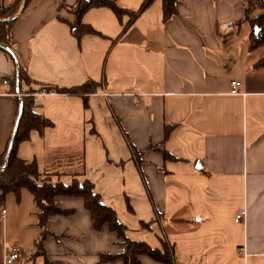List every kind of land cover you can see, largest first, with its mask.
Returning a JSON list of instances; mask_svg holds the SVG:
<instances>
[{"label": "crops", "instance_id": "obj_1", "mask_svg": "<svg viewBox=\"0 0 264 264\" xmlns=\"http://www.w3.org/2000/svg\"><path fill=\"white\" fill-rule=\"evenodd\" d=\"M18 1L0 0V8ZM77 1L30 0L12 25L15 59L0 49V172L22 98L40 88L17 90L18 64L45 86L88 85L91 93L32 94L51 126L20 142L18 158L35 163L41 180L90 181L127 236L153 249L168 245L172 264H264V47L250 49L248 0H177L167 21L156 0L128 27L130 16L92 9L83 21L96 34L81 40L71 28ZM118 1L135 12L145 0ZM234 81L242 95L231 94ZM55 203L74 213L48 220L49 260L125 264L100 263L126 246L107 226L94 230L83 199ZM32 209L16 264H45L36 254L42 228L33 197ZM6 245L3 255L14 248Z\"/></svg>", "mask_w": 264, "mask_h": 264}, {"label": "trees", "instance_id": "obj_2", "mask_svg": "<svg viewBox=\"0 0 264 264\" xmlns=\"http://www.w3.org/2000/svg\"><path fill=\"white\" fill-rule=\"evenodd\" d=\"M22 1L5 5L0 8V49L2 46L10 48L11 45V29L13 23L22 15L29 5L27 1L24 11L18 15L22 7ZM156 0H145L139 10L133 11L122 6L118 0H78L77 4L71 9L76 17V20L71 24L74 36L81 40L87 35H95L96 31L89 25L85 24L83 18L85 14L92 9L108 8L114 12L118 19L124 16H130L131 21L128 22V27L140 14L146 11ZM177 0H162L164 20L171 19L176 14ZM14 18V19H13ZM13 19L11 22L6 20ZM244 23H250L254 28L258 27L260 32L258 35H252V51L264 47V1L263 0H248ZM15 59L14 54L12 55ZM19 71L20 85L40 86L39 89H31L28 95L22 98L23 114L19 125L18 134L15 140L14 147L6 169L0 174V193L1 200H4L7 195L14 193L20 195L23 189H28L31 192L33 200L37 207L39 225L42 228L40 239L37 242L38 256L45 259V264H55L49 260L47 253L44 250L43 242L48 236L46 224L53 216H68L73 214V211L62 210L56 206L55 199L57 197L81 198L85 203L86 210L90 213L94 221V230L97 232L107 226L109 230L116 233L117 237L123 241L126 250L120 255L101 256L100 263H112L117 260H122L125 264H141L142 257H150L156 262L164 264L173 263V254L170 247L166 244L163 250L153 249L144 242L134 241L127 236V228L122 224L117 216V213L106 206L101 199V196L96 192L94 185L88 181L74 180L70 184L53 183L50 180H41L38 167L35 163H27L17 156V146L20 142L29 139L30 133L33 130L43 132L45 128L51 126V123L42 115L35 112V100L32 94L42 90L57 93L83 94L91 93L92 89L88 85L72 88L59 89L52 86H45L32 80L25 70L18 64L17 73L14 79V84L17 83V74ZM5 162V161H4ZM5 163L2 164V167ZM145 226V225H144Z\"/></svg>", "mask_w": 264, "mask_h": 264}, {"label": "rangeland", "instance_id": "obj_3", "mask_svg": "<svg viewBox=\"0 0 264 264\" xmlns=\"http://www.w3.org/2000/svg\"><path fill=\"white\" fill-rule=\"evenodd\" d=\"M31 198L28 189H23L19 196L10 193L4 200L0 198V264H4L5 256L2 254V246H5L6 242L7 249L17 244L25 245L28 233L32 232V229H29L32 228L30 224L32 221H29L34 220L36 215L33 214L35 210H30ZM3 209H5V217H3Z\"/></svg>", "mask_w": 264, "mask_h": 264}, {"label": "built area", "instance_id": "obj_4", "mask_svg": "<svg viewBox=\"0 0 264 264\" xmlns=\"http://www.w3.org/2000/svg\"><path fill=\"white\" fill-rule=\"evenodd\" d=\"M241 83L239 81L232 82V95L239 96L242 95L241 92ZM5 215V211L2 212ZM246 219V212L242 211L237 214L236 221L243 222ZM22 257V250L20 247H14L12 250L7 251L4 256V264H16L20 261Z\"/></svg>", "mask_w": 264, "mask_h": 264}, {"label": "water", "instance_id": "obj_5", "mask_svg": "<svg viewBox=\"0 0 264 264\" xmlns=\"http://www.w3.org/2000/svg\"><path fill=\"white\" fill-rule=\"evenodd\" d=\"M27 1L28 0H23L22 1V9H21V12L24 11V9L26 7ZM13 19H9V20H6V21L7 22H11ZM259 31H260V29L258 27H255V33L256 34H259ZM5 49H6V51H8L11 54H13V52L11 51V49H9L7 47ZM19 87H20V75H19V71H18V74H17V90H19ZM22 114H23V103L21 102V104H20V110H19V115H18V118H17V122H16V125H15V128H14L13 135H12V138H11V141H10V144H9L8 152H7V155H6L5 165L2 168L0 174L2 173V171H4L6 169L7 163L9 161V159H10V156H11V153H12V149L14 147L15 140H16V137H17V134H18L19 125H20V122H21V119H22Z\"/></svg>", "mask_w": 264, "mask_h": 264}]
</instances>
